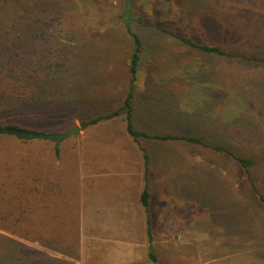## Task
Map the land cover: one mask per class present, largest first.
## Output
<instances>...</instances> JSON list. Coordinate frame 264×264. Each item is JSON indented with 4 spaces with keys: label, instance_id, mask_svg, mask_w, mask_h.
Masks as SVG:
<instances>
[{
    "label": "rangeland",
    "instance_id": "1",
    "mask_svg": "<svg viewBox=\"0 0 264 264\" xmlns=\"http://www.w3.org/2000/svg\"><path fill=\"white\" fill-rule=\"evenodd\" d=\"M124 1L37 0V5L46 3L42 12L48 17L39 39L63 42L84 59L79 72L67 76L61 94L79 99L60 110L58 102L49 104L37 115L45 120L30 121L24 111L0 120L5 123L8 117L27 128L62 133L121 106L134 46L122 18ZM130 12V27L144 45L133 104L136 127L174 132L181 129V117V127L198 132L208 145L141 137L152 164L159 158L161 167L152 170L153 177L166 181L152 188L169 195L165 201L154 195L151 219L144 218L155 239L152 247L131 250L130 242L125 247L90 240L79 206L84 148L88 155L103 149L90 136L109 134L107 145L118 155H124V143L136 146L127 136L124 111L59 143L41 136L0 135V196L17 195L19 208L10 212L25 220L19 228H0V264H264V202L259 197L264 196V0H132ZM155 25L218 45L231 56L196 50ZM157 88L161 91L149 98ZM181 98L193 105L181 108ZM164 105L180 117L171 122ZM211 145L254 159L249 170L254 186L237 159ZM112 167L106 166L108 171ZM112 180L118 179L101 177L96 190L114 192V209L127 214L99 221L123 230L132 225L130 208L139 187L128 189L126 181L120 185Z\"/></svg>",
    "mask_w": 264,
    "mask_h": 264
},
{
    "label": "trees",
    "instance_id": "2",
    "mask_svg": "<svg viewBox=\"0 0 264 264\" xmlns=\"http://www.w3.org/2000/svg\"><path fill=\"white\" fill-rule=\"evenodd\" d=\"M45 4L46 3L42 2L41 5H37V0H0V118L6 117L11 112L24 111L26 113L24 115H26L30 121L41 118L45 120V116L39 118L37 115L43 110H47L49 104L55 105L58 102L60 110V105L76 104L79 99V97L77 100L75 99L78 95L62 97L61 94L66 90L64 87L68 79L67 76L75 74L84 64V59L80 60V58L75 55L77 54L76 51L70 47H66L63 42L57 41L54 43L52 41L46 44L47 41L45 43V41L39 39L40 35L42 36L45 33L44 30L42 31L40 29L48 23V17L42 12ZM131 8L132 0H125L122 18L133 39L134 46L129 62V89L124 97L123 104L110 113L93 115L89 119L82 121L80 127L85 129L88 126L100 123L102 120L119 116L124 111L127 119L126 131L142 151L144 163L147 168L149 154L147 148L142 143L141 137L160 140H185L193 145L208 144L203 141L202 136H200L198 132L191 134L192 131L184 130L181 127L183 122L182 118L172 106L163 107H165L167 115L173 116L172 119L169 118L171 122L176 120V117H180L179 126L181 129L174 132L149 133L136 127V123L133 120V104L137 92V73L144 45L141 36L133 32L130 27V20L132 19L130 12ZM155 28L169 34L178 42L184 43L201 52L231 56L229 52H226L218 45L196 41L190 36L175 32L167 27H161L160 25H155ZM60 86L64 89H60ZM73 89L74 88H71L69 91H73ZM159 91H161V89L158 88L151 90L149 92V98L157 95ZM53 98H56V100L51 102ZM180 111L183 112L182 110ZM13 127L35 130L17 123H12L7 117L5 123L0 120V135L15 134L19 137L29 138L28 136L16 133L12 130ZM35 131L43 132L38 129ZM41 137L50 140L49 138ZM211 147L217 150L228 151V153L237 159L239 163L243 165L250 184L254 186L252 173L249 171L250 167L255 164L254 159L236 154L233 150H226L222 145H211ZM56 153L59 155L58 147L56 148ZM7 188L11 189V186ZM7 188H5V190ZM254 190L256 191V188ZM259 197L261 201L264 202V196L260 194ZM150 202L151 193L146 184L141 193V203L146 211L147 219H151ZM13 208H19L18 196L14 194L9 196L1 195L0 211L4 210L7 212L0 215V228L6 229L9 226L19 228V224L25 221L23 217H17L10 212V209ZM37 236L38 235H36V237ZM152 236L151 230L148 227V239L150 242L152 241ZM150 257L155 261L158 260L153 252H150Z\"/></svg>",
    "mask_w": 264,
    "mask_h": 264
},
{
    "label": "crops",
    "instance_id": "3",
    "mask_svg": "<svg viewBox=\"0 0 264 264\" xmlns=\"http://www.w3.org/2000/svg\"><path fill=\"white\" fill-rule=\"evenodd\" d=\"M138 92V90H137ZM136 96V95H135ZM136 98V97H135ZM137 99V98H136ZM148 99H143V101L147 102ZM193 102H188V101H183L182 98L179 101V105L181 108L191 106ZM165 106V105H164ZM171 106V105H167ZM136 108L134 107V110ZM99 124V123H98ZM96 124V125H98ZM126 128V127H125ZM127 132V131H126ZM196 131H192L194 133ZM109 135V134H107ZM107 135H101V136H90L91 139H93L94 142L98 143V148H103L100 153L94 154V151L88 155L89 150L87 147L84 148V154H85V160L84 164L80 165L81 171L80 174L82 176L80 180V185L82 187L81 189V199L79 200V206H80V215L81 218L86 219V222H82L83 226L86 229V233H88V236H90V240L94 239V241L101 240L103 243H107V245H122L126 246L128 242L133 245V248L129 249H134V246L136 247H141V246H151L154 243V237L152 236V241L149 242L148 239V228L146 224V221L144 218H146V213L144 214V207L141 203V190L144 188V186L147 184L149 187L150 193H151V200L154 195H158L160 197V201H165L168 198V192L167 191H160V189H153L152 187L155 186V183L159 181L158 183H164L166 184V181L163 179H156L152 175V170L158 168V165H160V162H157V159L155 158V162L152 164V161L150 160L151 153L149 149L147 148L148 154H149V162L148 166L146 168V165L144 163V156L140 148L135 144L134 140L131 138V136L127 133V136L131 140V143L135 146H128L127 143H124L122 147V150L124 152V155H118L113 151V148L111 146V143L107 145L109 142V139H107ZM111 135V134H110ZM93 137V138H92ZM108 152L111 154H115L118 157L112 159L109 155ZM83 153V151H82ZM101 158V159H100ZM115 161H119L121 166L118 165L116 168L114 166ZM126 162H128L126 164ZM88 164V165H86ZM111 165L113 166L111 168V171H108L109 168H106V166ZM157 165V166H155ZM129 166V168H127ZM136 166L138 169H133V167ZM91 167H94V170H92ZM161 167V165H160ZM159 167V168H160ZM114 169V170H112ZM79 175V177H81ZM133 178H130V177ZM101 177L104 178H112L114 177L115 179H120L118 180H112L110 182H120V185H124L126 181V188H135L139 187V190L133 192L136 201L131 208L130 212L132 213V225L123 226V230L117 229V228H111V223L106 221H99L102 219H110V218H123L126 216L127 212L125 211H120L119 208L114 209V202L115 201V196L114 192L112 191H97L96 188V183L98 184ZM130 178V179H128ZM128 179V180H126ZM98 181V182H97ZM108 181H103V184H107ZM154 185V186H153ZM112 186V185H110ZM84 190V191H83ZM127 195L130 193V190H125L123 189ZM103 199V204H101L100 200ZM117 200V198H116ZM135 200V199H134ZM113 202V205H112ZM151 204V202H150ZM119 213V214H118ZM123 213V214H121ZM130 215V216H131ZM134 217V218H133ZM138 220V221H136ZM138 224L141 226L138 228L135 225ZM145 224V228H144ZM138 236V239H136L134 236ZM124 262L118 263V264H123ZM130 264V263H128Z\"/></svg>",
    "mask_w": 264,
    "mask_h": 264
},
{
    "label": "water",
    "instance_id": "4",
    "mask_svg": "<svg viewBox=\"0 0 264 264\" xmlns=\"http://www.w3.org/2000/svg\"><path fill=\"white\" fill-rule=\"evenodd\" d=\"M80 128L81 127L77 125L75 128L70 129L66 132H62V133H44V132H37L35 130H26V129L19 128V127H13L12 130H14L19 135L28 136V137L40 135V136L49 138L51 140H54L56 143H59L62 138L80 130Z\"/></svg>",
    "mask_w": 264,
    "mask_h": 264
}]
</instances>
